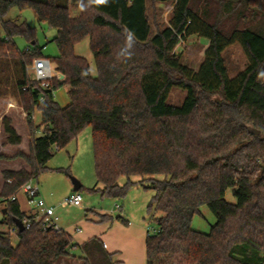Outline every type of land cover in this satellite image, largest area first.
Here are the masks:
<instances>
[{
  "label": "trees",
  "instance_id": "trees-1",
  "mask_svg": "<svg viewBox=\"0 0 264 264\" xmlns=\"http://www.w3.org/2000/svg\"><path fill=\"white\" fill-rule=\"evenodd\" d=\"M148 1L97 6L83 0L82 11L77 0H0V63L11 59L18 65L16 84L31 132L30 154L17 153L29 169L3 171L1 223L8 229L0 230V264H57L76 246L83 252L81 264H121L100 237L79 245L72 234L43 220L23 230L15 223L31 215L12 197L26 181L51 170L55 150L88 126L93 190L121 197L139 182L154 191L148 211L156 227L146 237L147 264H264V0H175L168 23L156 31ZM13 7L32 8L40 22L57 30L52 40L58 54L48 58L64 78L54 76L49 87L27 74L26 67L44 55L36 28L8 17ZM129 32L135 41L126 59L120 51ZM192 34L209 40L198 69L176 51ZM16 37L25 39V49ZM86 37L96 74L75 51ZM235 43L248 61L231 76L224 53ZM61 85L69 88L65 106L52 94ZM175 87L187 91L181 105L168 102ZM36 110L40 123L32 119ZM3 131L7 142L21 143L8 116ZM123 176L127 181L121 184ZM229 189L234 201L226 198ZM204 204L217 218L209 232L192 226ZM114 219L128 222L120 214L101 217Z\"/></svg>",
  "mask_w": 264,
  "mask_h": 264
},
{
  "label": "rangeland",
  "instance_id": "rangeland-1",
  "mask_svg": "<svg viewBox=\"0 0 264 264\" xmlns=\"http://www.w3.org/2000/svg\"><path fill=\"white\" fill-rule=\"evenodd\" d=\"M174 4L175 0L148 1V13L154 31L168 23ZM78 12V8L71 7V13L73 15L78 14ZM8 17L19 18V21L26 20L31 26L36 28L38 46L41 47L44 56L53 58L58 54L57 44L52 40L57 30L46 22H40L32 8L20 10L18 7H13ZM15 40L20 49H25L26 41L24 38L16 37ZM208 43L209 40L207 38L198 34H192L186 39L180 40L176 46V51L180 53L182 61L187 63L190 67L198 69L199 64L204 58ZM77 50L79 54H81L80 52L82 51L88 54L93 71L95 70L97 73L88 38L79 42ZM224 56L231 76H235L238 72L243 70L248 61L247 55L239 43L229 46ZM16 66L18 65L11 59H6L0 63V115H5L6 111L8 112L13 109L10 107V102H15L16 109L19 108L20 114L24 113L26 119L27 113L24 110L23 102L16 84ZM53 66L55 68L54 62ZM68 89V85H61L55 90V100L62 106L70 102ZM186 95L187 91L185 89L175 87L169 95L168 102L174 105H181ZM36 114L37 119L35 120L33 116L32 119L35 123H39L41 115L38 111ZM18 119H20L19 122H21L22 115L18 117ZM22 123L25 125L27 133L25 141L27 149L21 152L29 155L31 132L27 120H25V122L22 121ZM22 159L29 165V162L24 157H22ZM48 166L51 167V170L40 173L38 177L34 179L39 181L44 197L53 205H58L56 212L60 217V225L72 235H81L86 238L93 236L102 225L107 223L100 221L94 224L87 215L101 218V212L110 213L114 217L118 214L123 215L133 226L143 227L146 230L149 229V231H153L156 227V223L154 219L151 218L148 211V204L154 191L145 187L142 183L138 182L129 187L126 194L121 197L102 195L100 191L92 189L97 182V178L94 166L92 131L90 126L80 132L65 148L55 150L54 155L48 161ZM59 168L61 170H57ZM73 178H77L81 182L82 188H80L79 191L83 197L82 205L62 206L60 203L61 200L74 187ZM133 179L138 180V177L133 176ZM126 181L127 178L125 176L121 177V184H124ZM226 198L231 201L235 200L231 189L227 190ZM116 204L121 207L118 208ZM157 214L159 215L160 212ZM216 220L217 218L214 212L208 205L204 204L201 206V212L193 216L192 226L196 230L209 232ZM118 221L123 223L121 220ZM76 228H81L82 232H78Z\"/></svg>",
  "mask_w": 264,
  "mask_h": 264
},
{
  "label": "crops",
  "instance_id": "crops-1",
  "mask_svg": "<svg viewBox=\"0 0 264 264\" xmlns=\"http://www.w3.org/2000/svg\"><path fill=\"white\" fill-rule=\"evenodd\" d=\"M89 40V45H90V39L89 37H86ZM85 39V38H84ZM83 39V40H84ZM79 42L75 45V51L77 54V46ZM92 52V51H91ZM84 57H86L89 61L88 54L84 51L80 52ZM92 57L94 59L93 53ZM95 62V61H94ZM90 63V61H89ZM96 68V65H95ZM56 69V68H55ZM90 69L92 74H95V70L93 71L92 63H90ZM97 71V68H96ZM16 103L15 102H10V107L13 109L9 110L8 112L6 111L5 115H0V191L3 189L4 185V176H3V171L5 169H11V170H19L21 168H28L29 165L22 159L21 156H17V153L21 152L22 150H26L27 146H25V141H26V129L25 125H23L22 121L25 122V117L24 113L20 114L19 108L16 109ZM37 111L36 110L33 114L34 119H37ZM39 112V111H38ZM40 113V112H39ZM22 115V121L19 122L20 119L18 117H21ZM41 115V113H40ZM4 116H8L11 118L12 125L15 127L17 132L22 136V141L19 144H13L10 142H7L6 140V134L3 131V118ZM41 121V119H40ZM40 123V122H39ZM38 134L40 132L38 131ZM39 183V181H38ZM40 185V183H39ZM41 189V187H40ZM75 190L72 188L70 192L65 195L69 196L72 194ZM42 193V190H41ZM43 195V193H42ZM15 197L18 200L20 209L22 211H25L27 215H32L34 210L31 208V205L28 202V197L26 193L20 189L17 191L15 194ZM44 197V195H43ZM45 198V197H44ZM45 200L49 205L55 206L57 209L58 205H53L50 203L46 198ZM63 200V199H62ZM61 200V201H62ZM61 203V202H60ZM97 211V210H94ZM100 212V211H99ZM104 214L103 212H101ZM110 214V213H108ZM112 215V214H111ZM5 217V203L0 202V230H7L8 226L7 224L1 223ZM88 218L96 224L97 222L101 221L100 217L96 216H89L87 215ZM101 222H106L107 224L102 225L101 228L98 229V232L96 231L93 236L90 237H83L81 235H72L74 240L81 245L83 242L89 240L92 237H100L106 249L112 253H114L113 258L120 260L121 264H147V252H146V237L149 232V229L146 230L143 227H138V226H133L132 223L130 222H123L120 223L117 219H114L112 221H101ZM64 229V227H63ZM78 232H82L81 228H76ZM65 230V229H64ZM67 231V230H65ZM69 232V231H67ZM70 233V232H69ZM71 234V233H70ZM12 237H13V242L16 244L18 242V237L17 234L12 231ZM72 254L71 256H66L62 257L57 264H81L82 260L81 256H83V252L80 246H76L75 248L72 249Z\"/></svg>",
  "mask_w": 264,
  "mask_h": 264
},
{
  "label": "built area",
  "instance_id": "built-area-1",
  "mask_svg": "<svg viewBox=\"0 0 264 264\" xmlns=\"http://www.w3.org/2000/svg\"><path fill=\"white\" fill-rule=\"evenodd\" d=\"M27 74L33 75L37 80L41 81V84L44 87L50 86L51 79L56 76L59 79H63L64 75L57 71L54 66L53 62L48 57H39L34 59L32 64L26 67ZM30 84L24 86V89H28ZM53 96L55 97V91H52ZM41 99H44L41 96ZM21 189L26 193L28 197V202L31 205L34 212L31 216L25 217L22 221L24 225H30L32 220L39 221L43 220V223L47 226H52L55 229H63L60 225V217L56 212L55 206L49 205L45 198L43 197L40 189V185L37 180L34 178L29 179L26 181ZM16 197L13 196L12 199ZM83 201L82 194L80 191H74L69 196H66L61 201L62 206H81ZM119 208L120 205L116 204ZM15 232V230L13 229Z\"/></svg>",
  "mask_w": 264,
  "mask_h": 264
},
{
  "label": "clouds",
  "instance_id": "clouds-1",
  "mask_svg": "<svg viewBox=\"0 0 264 264\" xmlns=\"http://www.w3.org/2000/svg\"><path fill=\"white\" fill-rule=\"evenodd\" d=\"M80 9L83 11L85 5L83 4V0H77ZM90 4H94L97 6H106L109 3V0H89ZM135 37L134 34L129 32L126 35V39L124 42V46L120 51V56L125 57L126 59H130L132 56L131 49L134 46Z\"/></svg>",
  "mask_w": 264,
  "mask_h": 264
},
{
  "label": "water",
  "instance_id": "water-1",
  "mask_svg": "<svg viewBox=\"0 0 264 264\" xmlns=\"http://www.w3.org/2000/svg\"><path fill=\"white\" fill-rule=\"evenodd\" d=\"M73 184H74L73 189L75 191H78L80 189V187H81V182L77 178H73ZM15 223L18 226L19 230H23L25 228V225H24V223H23V221L21 219L16 218L15 219Z\"/></svg>",
  "mask_w": 264,
  "mask_h": 264
}]
</instances>
